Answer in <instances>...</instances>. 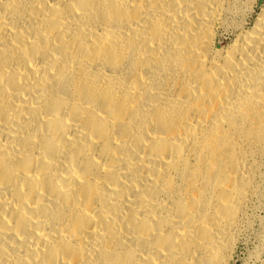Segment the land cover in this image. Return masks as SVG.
<instances>
[{
	"label": "bare ground",
	"instance_id": "obj_1",
	"mask_svg": "<svg viewBox=\"0 0 264 264\" xmlns=\"http://www.w3.org/2000/svg\"><path fill=\"white\" fill-rule=\"evenodd\" d=\"M235 4L0 0V264L234 262L264 201V2Z\"/></svg>",
	"mask_w": 264,
	"mask_h": 264
},
{
	"label": "rangeland",
	"instance_id": "obj_2",
	"mask_svg": "<svg viewBox=\"0 0 264 264\" xmlns=\"http://www.w3.org/2000/svg\"><path fill=\"white\" fill-rule=\"evenodd\" d=\"M263 2L264 0H235V3H237L235 4L236 10H235V14L231 16V24L234 22L233 24H236V25H245V24L252 25L260 12ZM233 17H235L234 20H233ZM263 205H264V201H262L261 204H259L256 207V210L254 211L255 219H254L253 229L247 234V236L243 238V241L239 245L234 262L232 264H245L246 259L259 246L260 244L259 236L262 231V220L264 219V206Z\"/></svg>",
	"mask_w": 264,
	"mask_h": 264
}]
</instances>
